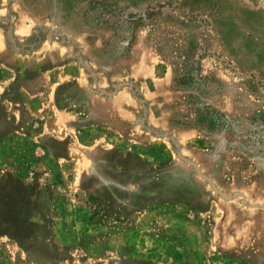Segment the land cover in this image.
<instances>
[{
    "label": "rangeland",
    "instance_id": "1",
    "mask_svg": "<svg viewBox=\"0 0 264 264\" xmlns=\"http://www.w3.org/2000/svg\"><path fill=\"white\" fill-rule=\"evenodd\" d=\"M0 264H264V0H0Z\"/></svg>",
    "mask_w": 264,
    "mask_h": 264
},
{
    "label": "trees",
    "instance_id": "2",
    "mask_svg": "<svg viewBox=\"0 0 264 264\" xmlns=\"http://www.w3.org/2000/svg\"><path fill=\"white\" fill-rule=\"evenodd\" d=\"M202 55L197 54L195 51L194 53H189L186 58L185 62H183V69H184V75L181 80H179V85L181 88H189L192 90H202V88L199 86L197 80L200 76V72L198 71V74H196L195 69L193 68L194 64L197 63V58L202 59Z\"/></svg>",
    "mask_w": 264,
    "mask_h": 264
}]
</instances>
